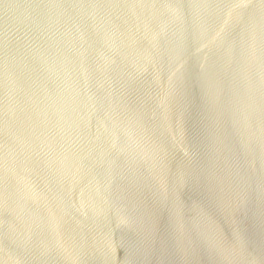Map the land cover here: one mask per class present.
I'll return each instance as SVG.
<instances>
[{"label": "water", "instance_id": "95a60500", "mask_svg": "<svg viewBox=\"0 0 264 264\" xmlns=\"http://www.w3.org/2000/svg\"><path fill=\"white\" fill-rule=\"evenodd\" d=\"M0 264H264V0H0Z\"/></svg>", "mask_w": 264, "mask_h": 264}]
</instances>
